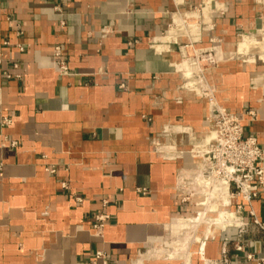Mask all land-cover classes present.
Listing matches in <instances>:
<instances>
[{
  "label": "crops",
  "instance_id": "obj_1",
  "mask_svg": "<svg viewBox=\"0 0 264 264\" xmlns=\"http://www.w3.org/2000/svg\"><path fill=\"white\" fill-rule=\"evenodd\" d=\"M255 7V0H0V264L264 259V192L241 210L221 206V196L214 207L228 223L212 224L208 217L218 215L208 213L194 233L182 229L197 226L198 197L183 200L181 186L197 170L211 126L178 46L186 35L199 47L218 40L225 62L205 83L229 112H254L244 132L264 148V60L235 56L248 48L238 39L252 33L245 23L255 21ZM191 17L198 26L184 23ZM101 213L109 219L97 233Z\"/></svg>",
  "mask_w": 264,
  "mask_h": 264
},
{
  "label": "built area",
  "instance_id": "obj_2",
  "mask_svg": "<svg viewBox=\"0 0 264 264\" xmlns=\"http://www.w3.org/2000/svg\"><path fill=\"white\" fill-rule=\"evenodd\" d=\"M189 19L185 18L184 23L187 24ZM186 36L189 42L178 46L181 59L185 60L191 69V75L184 77L186 80L205 85L197 94L207 99L209 105L207 121L211 126V135L207 148L200 156L197 170L183 181L181 187L186 191L183 200L191 196L198 197L195 201V206L198 208L195 217L202 216L201 220H204L211 214L218 215L214 203L221 196L226 198L221 206L230 207L233 203L236 209L241 210L243 203L250 206L252 199L264 192V148L258 145L255 137L244 132V119L247 115L253 116L254 112L250 110L239 114L229 112L217 103L214 92L202 78L204 69L200 64V57L211 56L209 53L213 49L197 48L194 46V41L197 39L192 40L188 35ZM54 56L58 60L59 72L67 74L69 70L61 60L58 47L55 48ZM211 62H214L212 58ZM13 66L16 67L15 64ZM10 76L6 74V77ZM250 214L253 215L251 210ZM108 219L109 215L104 213L95 216L93 227L97 233ZM208 220L212 224H218L217 219L211 220L208 217ZM254 222L258 223L256 219ZM236 248L241 250L242 246L236 244ZM100 255V252L96 253L97 257ZM247 259L255 260L256 264L264 263L263 258L252 254H248Z\"/></svg>",
  "mask_w": 264,
  "mask_h": 264
},
{
  "label": "rangeland",
  "instance_id": "obj_3",
  "mask_svg": "<svg viewBox=\"0 0 264 264\" xmlns=\"http://www.w3.org/2000/svg\"><path fill=\"white\" fill-rule=\"evenodd\" d=\"M256 2V7H255V10H256V17L254 20L255 21H251V22H246L245 23V28L249 29V31H251L252 33H247L246 35L248 36H251L253 35L255 40L252 42L251 41H247L246 42V45H248V48L245 52H240L239 50H237V53H235V56H240L242 59H244V61H255V60H261L263 61L264 60V0H255ZM189 23H195L197 26H198V23H199V17H191L189 20H188ZM248 32V30H247ZM243 37L240 36V38L238 39V42L240 43L241 41H243ZM188 39L185 43H188ZM239 43H238V47H239ZM195 47L197 48H206V47H202V46H197V45H194ZM213 49V51H211L209 54H211V56H208V57H200L201 61H200V64L202 65V68L204 69L203 70V73H202V78H204L205 74L207 71L211 70V69H214L216 68L218 65L221 64L222 61L225 62V54L222 53L220 51V49L218 48L219 47V42L217 39H215L214 41H212L211 43V46H209ZM252 49V50H251ZM260 55V57L258 59H255V57H257V55ZM211 58L214 60V62H211ZM183 63H184V60H183ZM185 65V64H184ZM191 72V69L188 68V70H184L183 68V73L185 74L186 72ZM190 73H187L186 75H189ZM193 80H188L187 83H192ZM204 81H205V78H204ZM198 83V84H197ZM207 83V82H206ZM200 84V82H195V84H191V86H188V88L190 89H195L197 91V93H199V89L197 88V86ZM203 84V83H201ZM207 85L209 86V88L211 89V86L207 83ZM212 90V89H211ZM202 96V95H201ZM203 97V96H202ZM221 215H223L222 211L219 210L218 211V219L221 217ZM198 217H196V219L194 220L195 222L197 221L198 223L199 222H202L203 220H198L197 219ZM203 218V217H202ZM197 223V226H188V225H183L182 229L184 231H192L193 232V228H197L198 227V224ZM194 225V224H193ZM196 225V223H195ZM195 230V229H194Z\"/></svg>",
  "mask_w": 264,
  "mask_h": 264
},
{
  "label": "bare ground",
  "instance_id": "obj_4",
  "mask_svg": "<svg viewBox=\"0 0 264 264\" xmlns=\"http://www.w3.org/2000/svg\"><path fill=\"white\" fill-rule=\"evenodd\" d=\"M190 24V23H189ZM184 26V25H183ZM186 27V26H185ZM191 28V27H190ZM193 29V28H192ZM188 30H189V28H188ZM193 33H194V31H193ZM192 33V34H193ZM244 37H245V39H246V41H251L252 42V40H253V38H254V36L253 35H251V36H245L244 35ZM184 64H185V68L186 67H188V68H190V66H188V64L186 63V61L184 60ZM187 73H190L189 75H185L184 74V76H186V77H188V76H190L191 75V72H187ZM191 84H195V82L194 81H192V83H188V86H191ZM198 84V83H197ZM205 85L204 84H199L198 86H197V88L199 89V91H200V89H201V87H204ZM222 213H223V215H221V217L219 218V219H217V223H228L227 221V217L225 216V214H224V211H222ZM198 220H201V219H203L202 218V216H200V217H198L197 218ZM193 220V219H192ZM191 220V221H192ZM197 222V221H196ZM198 223V222H197ZM218 225V224H217ZM196 229V228H195ZM194 230V229H193ZM194 233V232H193Z\"/></svg>",
  "mask_w": 264,
  "mask_h": 264
}]
</instances>
